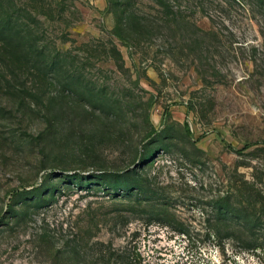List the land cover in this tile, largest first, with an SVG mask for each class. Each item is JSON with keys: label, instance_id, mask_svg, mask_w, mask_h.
I'll use <instances>...</instances> for the list:
<instances>
[{"label": "rangeland", "instance_id": "1", "mask_svg": "<svg viewBox=\"0 0 264 264\" xmlns=\"http://www.w3.org/2000/svg\"><path fill=\"white\" fill-rule=\"evenodd\" d=\"M13 1L0 264H264V0Z\"/></svg>", "mask_w": 264, "mask_h": 264}, {"label": "trees", "instance_id": "2", "mask_svg": "<svg viewBox=\"0 0 264 264\" xmlns=\"http://www.w3.org/2000/svg\"><path fill=\"white\" fill-rule=\"evenodd\" d=\"M23 12L15 1L0 0V92L15 99L19 94L21 104L27 106L34 88L30 73L51 70L58 61L43 58L45 49L36 32L20 20Z\"/></svg>", "mask_w": 264, "mask_h": 264}, {"label": "crops", "instance_id": "3", "mask_svg": "<svg viewBox=\"0 0 264 264\" xmlns=\"http://www.w3.org/2000/svg\"><path fill=\"white\" fill-rule=\"evenodd\" d=\"M89 8H91L94 15L99 16L107 11V0H82Z\"/></svg>", "mask_w": 264, "mask_h": 264}]
</instances>
